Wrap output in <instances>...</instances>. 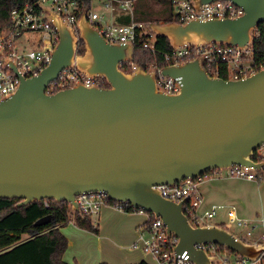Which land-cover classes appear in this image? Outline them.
<instances>
[{"label":"water","instance_id":"95a60500","mask_svg":"<svg viewBox=\"0 0 264 264\" xmlns=\"http://www.w3.org/2000/svg\"><path fill=\"white\" fill-rule=\"evenodd\" d=\"M217 0H197L196 8ZM244 9L236 18L153 23L172 48L223 44L244 49L264 23V0H226ZM60 40L50 63L0 101V198L68 202L81 213L76 197L104 192L161 217L174 235L177 254L194 264H216L218 257L198 248L215 244L241 257H264V243L248 242L220 224H193L184 211L191 195L177 202L157 186L231 166L260 171L255 159L264 143V69L245 79L211 76L199 59L162 68L178 78L181 90L166 94L156 74L137 67L126 72L134 46L109 42L83 13L77 31L50 12ZM84 52H79V41ZM13 66H15L13 64ZM76 67L102 77L108 87L73 86L47 93L61 72ZM47 215L35 222L43 225Z\"/></svg>","mask_w":264,"mask_h":264},{"label":"built area","instance_id":"2783aa9c","mask_svg":"<svg viewBox=\"0 0 264 264\" xmlns=\"http://www.w3.org/2000/svg\"><path fill=\"white\" fill-rule=\"evenodd\" d=\"M135 0H94L93 9L87 13L90 24L99 28L101 34L111 43L132 44L138 43V38L148 34L149 38L141 43V46L157 52L155 46V34L146 28V22L132 21L129 24L108 22L105 16L94 7L99 2L103 8L110 12H126L133 15ZM197 0H173L175 7L176 22L185 24L193 19L208 20L216 18H236L244 14V9L231 1L217 0L203 4L196 8ZM59 14L70 26L77 31V23L80 18L77 12L76 0H31L22 6L14 8L11 12V26L8 30L0 32V101L15 93L21 85V77L30 78L37 76L50 63L52 52L57 46L60 37L57 29L52 24L50 12ZM38 35L34 47L28 48L27 36ZM29 40V39H28ZM165 59L170 64H181L198 58L199 64L206 68L213 77H222L226 80L245 79L250 75L264 69L263 63H256L253 43L246 45L244 49L223 44H207L205 46L186 45L173 48L164 53ZM13 64L15 66H13ZM125 63L122 64V67ZM136 67L134 66V69ZM161 66L157 63L151 65L149 71L155 72L157 88L166 94H177L181 90V82L178 78L164 75ZM76 82H82L85 86L107 87V81L102 77H88L76 67L63 70L59 78L50 83L47 93H55L69 88ZM258 153L264 161V143ZM218 170V169H216ZM212 170L202 174L198 178H187L173 187L167 185L157 186L162 195L177 202L191 195L190 201L185 204L184 211L189 220L199 225L198 222L211 219L217 215L223 205H213L202 209L204 204L203 195L200 192L201 182L219 172ZM220 170V169H219ZM227 170L230 178L258 181L261 179L260 172L249 166H231ZM80 212L87 216L99 215L103 207H112L120 212L142 213L148 215L147 222L139 226L137 238L131 247L140 250L144 254L156 258L158 264H194L189 260L187 252L177 254L174 246L177 238L168 235L167 227L161 217H155L152 213L141 208H135L129 202L114 201L104 192L84 193L76 197ZM48 206V204L46 203ZM75 213V211H73ZM227 217L232 224L241 227H250L246 234L254 238L257 225L250 226L249 221L240 219L234 207L227 210ZM228 223V226L231 225ZM227 228L223 224H220ZM256 243H264V231L259 233ZM210 254L217 255L223 261L220 264H230L226 250H222L215 244H201L197 246ZM238 262L247 264L251 260L238 256Z\"/></svg>","mask_w":264,"mask_h":264},{"label":"trees","instance_id":"16d2710c","mask_svg":"<svg viewBox=\"0 0 264 264\" xmlns=\"http://www.w3.org/2000/svg\"><path fill=\"white\" fill-rule=\"evenodd\" d=\"M31 0H0V32L8 30L11 26V12L14 8L22 6ZM173 0H135L133 15L116 11L115 23L129 24L135 22H173L175 21V7ZM79 16L93 9L94 0H76ZM149 38L145 34L138 38L134 49L133 62L149 71L154 62L164 67L170 62L165 59L164 53L172 51L170 41L162 35H155L156 53L141 46ZM253 48L256 63L264 62V23L253 32ZM79 52H84V42L79 41ZM127 71L129 68L125 67ZM222 77L227 76L222 73ZM108 87V85H107ZM257 161L261 160L258 153ZM18 198H0V264H70L63 259L69 242L61 232L72 216L75 217L79 227L99 233L98 224L91 216L73 212L68 202L58 203L55 200L33 201L31 204L16 207ZM48 204V206L46 205ZM47 215L52 219L43 225L35 222ZM218 246V245H217ZM222 250L225 247L218 246ZM230 251V250H229ZM234 253L233 251H230ZM264 260V257L261 258ZM108 264V263H101ZM138 264H149L142 261Z\"/></svg>","mask_w":264,"mask_h":264},{"label":"rangeland","instance_id":"374dc122","mask_svg":"<svg viewBox=\"0 0 264 264\" xmlns=\"http://www.w3.org/2000/svg\"><path fill=\"white\" fill-rule=\"evenodd\" d=\"M95 11L106 16L109 12L106 11L103 6L98 2L94 7ZM157 22H146V28L151 31V24ZM163 23V22H159ZM153 33V32H152ZM38 35L32 34V36H27L26 41L29 42L27 45L28 48L34 47L36 39ZM29 39V40H28ZM155 63V62H154ZM152 65V64H151ZM150 65V69H151ZM129 68V71L126 70L125 67ZM134 66L140 67L136 63L131 61H127L126 64L122 67L126 72L134 71ZM219 172L218 175L210 174V178L206 180V184H211L213 180L212 177L219 176L218 178H222L229 181L230 186H228V190H236L239 194H243V199L240 201L238 198L232 197L231 195L227 196H218L215 194L214 189L210 190L206 195L205 199H208L207 207L213 205H224L225 208L234 207L237 210V216L240 219L249 221V225H257L260 229L264 228V169L260 170L261 179L258 181H250L246 179H235L227 176V170H216ZM228 178V179H227ZM234 181V182H233ZM233 182V183H232ZM105 208H110V211L107 216L106 225H101L100 233L90 232V236L86 241L78 246L80 252L76 251L72 246H68L66 252L63 257L67 258L68 261L74 263L75 259H77L79 264H97L99 263L101 257L112 262V264H120L119 259L122 257H130L138 254V251L131 250V245L133 241L136 239L131 237L130 228L132 223L135 221V216H130L129 222L125 219H121L118 217L120 211L112 207H103L101 213L105 210ZM119 212V213H118ZM125 214H129L123 212ZM131 215V214H130ZM126 218V217H125ZM91 219L93 222L97 224L98 215H92ZM70 223V222H69ZM68 223V224H69ZM228 223H231L225 214V210H218L217 215L211 219H205L198 222L199 225L203 224H223L226 226L231 232L235 233L240 238L248 241L255 242L256 238L259 235V232L254 236V238L248 237L246 232L250 229V227H241L235 224L228 226ZM67 224V225H68ZM66 225V226H67ZM70 226V225H69ZM138 229H135L137 233ZM62 232V231H61ZM63 233V232H62ZM101 234L104 236L101 237ZM79 242V241H78ZM102 246V249L100 247ZM224 250V249H223ZM227 257H229L230 262H234L236 260V256L233 257V253H230L229 250L226 249ZM77 256V258H76ZM218 258L216 264H220L223 261ZM260 261V260H259ZM256 262V261H255ZM254 261H250L247 264H254Z\"/></svg>","mask_w":264,"mask_h":264},{"label":"crops","instance_id":"0c3cea01","mask_svg":"<svg viewBox=\"0 0 264 264\" xmlns=\"http://www.w3.org/2000/svg\"><path fill=\"white\" fill-rule=\"evenodd\" d=\"M105 18H106V20L108 22H111V21L115 22V19H116L115 12H113V13L109 12L108 14H106ZM218 177L219 176L212 177L211 179L213 180V182H211L210 185L206 184V180L208 178L206 180H204L203 182H201L200 192L203 195V199H204V204L202 206V209L208 208L207 207L208 199H205V197L208 194V192L210 190H212V189L216 190L214 192L218 196L224 197V196H227V195H231L232 197L238 198L240 201H242L243 194H239V192L234 190V189L233 190H228V186H230L229 181L225 180V179H222V178H218ZM235 179H238V178H235ZM228 209H230V208H228ZM228 209L224 208L226 215H227V210ZM109 211H110V208H105V210L98 215L97 224H98V227H99V233L101 231V225L100 224L102 223L103 226L106 225V220L108 219L107 216H108ZM236 213H237V210H236ZM239 213L240 212H238L237 214H239ZM130 216H135V221L132 223L131 228H130V235H131V237L136 239L137 238V233L135 232V229H138L139 226H141L142 224L147 222L148 215L145 212H142V213H140V212L139 213H129V214H125L123 212H120L118 214L119 218L125 219L128 222H129ZM61 231L68 238V242H69L68 246H72L78 252H80L79 249H78V246H81L86 241V239H88L89 236L91 235L90 232H92V231H89V230H86V229H83V228L79 227L77 225V223H76V220H75L74 216H72L71 221H70V223L67 226H64V227L61 228ZM256 231L260 233V232L264 231V228L260 229V227L258 226ZM257 232H255V235L257 234ZM102 236H104V234H101V237ZM257 239H258V237L256 238V240ZM100 249H102V246L100 247ZM131 250L138 251V254H135L134 256H130L128 258L127 257H123V258L121 257L119 259V261L121 260L120 264H138V263H140L142 261H146L149 264H158V261L156 260L155 257H153L151 255H148V254H144L142 251L135 250L132 247H131ZM230 253H232V252H230ZM232 255H233V257L236 256V260L234 262H231L230 264H242V263L238 262V260H239L238 256L239 255H237L236 253H233ZM76 258H77V256H76ZM63 259L66 262L70 263V264H79L77 259H75L74 263L68 261L67 258H65V257H63ZM228 259H229V257H228ZM259 260H257L256 262L254 261L255 262L254 264H264V260L263 259H259ZM101 263L112 264L111 261L105 259L104 257H101L99 263H97V264H101Z\"/></svg>","mask_w":264,"mask_h":264}]
</instances>
